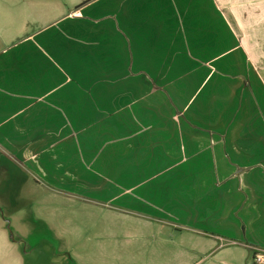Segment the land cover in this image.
<instances>
[{
  "label": "rangeland",
  "instance_id": "374dc122",
  "mask_svg": "<svg viewBox=\"0 0 264 264\" xmlns=\"http://www.w3.org/2000/svg\"><path fill=\"white\" fill-rule=\"evenodd\" d=\"M168 7L166 0H0V31L2 39L10 44L7 54L11 61V91L27 87L76 89L70 98L75 105L84 103L87 117L76 123L75 127L86 126L78 132L84 133L89 140L97 139L103 126L112 128L113 120L120 117L122 120L147 123L166 119L243 121V97L237 90H233L232 94L230 90L224 95H212L211 87L214 88L213 92L216 89L221 91L223 81L238 83L233 71L223 73L221 65L195 63L196 49L192 44L208 40L199 37L204 32L198 35L196 25H191V28L187 26L186 32H179L180 25L169 21L171 15L162 13L163 9L167 12ZM207 33L203 35L207 36ZM184 34L183 39L181 36ZM232 99L235 106H232ZM163 103L170 105V112L161 110ZM97 106L101 114L104 107L106 113L117 111L120 117L111 115L106 118L111 123L93 122L92 125L93 116L97 117ZM12 107L9 109L13 112H10L9 127L5 126L9 128L8 137L0 142V201L11 202L14 199L13 202L25 204L26 208L20 209L23 211L21 218L31 229L30 237L53 231V225L64 230L67 227L69 233L84 235L88 232L94 237L92 231L103 232L107 225L109 229L114 227L116 233L115 237L98 242L100 248L110 246L114 249L110 256L104 257L103 264H196L192 262L200 259L197 264H214L218 253L207 254L210 249L207 239L211 236L205 234H226L225 224H221L219 218L204 213L195 224L154 213L141 215L145 209L153 210L141 201L146 196L141 200L133 197L134 183L159 189L191 187L189 179H193L192 184L196 183V173L185 176L183 182V175L165 168L164 160L153 158L154 168L131 169L129 166L133 165V159L122 153L119 165H115L112 159H106L103 167L102 157L101 161L90 162L100 166L95 169L97 167L90 165L94 169L95 180L86 172V168L85 171L80 167L73 169L72 162L67 161V156L71 154L68 145L76 132L60 126L52 131L44 128L46 126L32 116L27 120L20 117L31 115L32 111L35 116L34 113L40 108L29 107L23 111ZM262 115L264 110L260 108L259 112L250 113L248 119H260ZM89 124L91 127L85 133ZM151 124L142 125L148 127ZM258 124H253L249 129H238V135L253 144H247L252 154L243 161L249 165L248 171L243 173L253 178L252 183H247L248 187L257 180L264 187V127H257ZM249 132L258 137L249 135ZM125 140H129L128 137ZM105 141L110 144L108 149L114 147L111 132L105 134ZM126 147H133V144L122 143V152L129 153L131 151ZM58 148L59 161L53 163L52 155ZM258 150H261V154H258ZM115 151L121 150H111L110 153ZM8 153L12 157H7ZM258 156L261 158L259 161L254 159ZM203 162L200 165L203 170L201 187H215L211 183L214 175L205 179L207 165L205 160ZM141 163L139 161L137 165ZM185 163L187 170H197L196 167L189 168L188 158H185ZM74 174H82L85 185L124 186L105 187L107 197L122 207L113 208L112 212H95L100 207L89 205L84 199L99 198V193L94 197L96 193L80 190L71 193L59 191L61 188L54 191L48 188L68 187L66 183ZM57 179L60 184L56 182ZM228 184L239 187L236 177L228 180ZM144 186L142 194L146 195ZM160 193L165 196L164 192ZM104 194L106 196V192ZM154 199L175 207V200ZM32 214L37 217L31 219ZM94 216L100 218L94 221L95 227L91 219ZM8 232L10 235L9 229ZM102 234L105 236L104 232ZM98 243L95 240L87 242L88 247H93L91 249L95 251ZM42 259L38 264L47 263ZM94 259L99 260L92 256L91 260Z\"/></svg>",
  "mask_w": 264,
  "mask_h": 264
},
{
  "label": "crops",
  "instance_id": "0c3cea01",
  "mask_svg": "<svg viewBox=\"0 0 264 264\" xmlns=\"http://www.w3.org/2000/svg\"><path fill=\"white\" fill-rule=\"evenodd\" d=\"M166 4L169 5L168 11L163 9L162 13L171 15L169 21L175 22V25H180L181 28L185 25L183 30L178 27L179 32H186L187 26L191 28V25L197 26L198 35L208 31L207 36L203 35L204 33L199 36L208 42L193 43L190 39V44L193 43L192 45L196 49L195 63L216 65L217 67L221 65L223 73L229 70L233 71L238 83L230 84L223 81L221 91L216 89L213 92V87L211 90L212 95H224L230 90V94H232L233 90H237L239 95L243 97L241 108L245 113L241 119L243 121L216 119L191 122V120L171 121L166 119L152 120L148 122L152 123L150 126L144 127L142 124H148L147 122L122 120L120 114H116L117 111L111 110L112 113H106L103 110L104 107L101 108L103 113L101 114L97 110L100 107L97 106L95 107L97 117L93 116L92 125L93 122L95 124L110 122L106 118L111 115L114 118L120 117V119L110 122L112 128L103 126L100 130V136L95 140H89L84 133L78 132L86 126L75 127L87 117L84 103L75 105L74 100L70 98L76 89L27 87L11 91L9 87L11 61L7 54L10 44L2 39L0 31V142L8 137L10 112L13 113L9 109L12 106L23 111L29 107L31 109L36 107L40 108L34 113L36 117L33 115V111L31 115L20 117L27 120L32 116L38 119L40 124H44L46 126L44 128L52 131L60 126L68 131L76 132L75 136L73 135L71 138L72 142H69L68 145L71 154L67 156V161L72 162L73 169L80 167L83 170L86 168V172L90 176L92 175L95 180L97 179L94 176V169L90 165L97 167V164L90 162L101 161V157L104 159L101 161L104 167L106 159H112L115 165H119L120 159L126 156L133 159V165L129 166L133 169L137 167L154 168L152 158L161 159L162 162L164 160L166 163L165 168L183 175L181 178L183 182L186 180L185 176L196 173V183L192 184L193 179H189L188 184L191 187H162L159 189L134 183L133 197L141 200L146 196V199L141 201L146 207L153 210L152 212L145 209L141 215L154 213L157 216H169L183 222L189 221V223L198 224V220L204 213L213 214L226 227V234H205L211 236L207 239L210 242V249L207 254L218 253L214 264H250L251 251L248 245L264 246V187H261L260 180H257L250 187L247 186V183L253 182V178L245 175L249 165L243 161L252 154L247 145L251 141H245L241 138L238 135V129H249L253 124L258 123L257 127H264V115L260 119H248L253 111L258 110L259 112L260 108L264 110V0H166ZM181 37L184 39L185 34ZM217 67H215L214 72ZM18 70L21 69L18 68ZM52 74L56 76L54 73ZM232 106H235L233 99ZM161 108V110L170 112V105L163 103ZM174 108L176 107L174 106ZM5 126L8 127L5 128ZM90 127L89 124L84 132L86 133ZM110 132L114 136L112 149H108L110 144L105 141V134ZM249 135L258 137L251 132ZM126 137L129 140H125ZM123 142L133 144V147L125 148H129L131 152H122ZM255 148H253L254 152L256 151ZM115 149L121 151L110 153L111 150ZM51 151L53 152V150ZM59 154L58 148L52 155L53 163L59 161ZM258 154H261V150H258ZM6 156L12 157L9 153ZM185 158H188L189 168L196 167L197 170H187ZM254 159L259 161L261 158L258 156ZM203 160L206 161L205 165H207L205 179L214 175L213 178H210L215 187H201L203 170L200 169V165ZM139 161H142L141 165H137ZM209 161H211L210 167H208ZM36 165L39 166L38 161H36ZM98 168L100 166L95 169ZM233 177H236L239 187H231L228 184V180ZM79 180L80 183H78ZM56 182L60 184L58 179ZM85 184V178L82 174H74L71 175L70 182L66 183L68 187L48 188L52 191L61 188L58 190L71 193L77 190L96 193L94 197L99 193V198L84 199L89 205L95 204L100 207L95 212H104L105 210L112 212L114 211L113 208L122 207L107 197L105 187L124 186ZM143 186L147 191L146 195L142 194L144 192ZM69 188L73 190H68ZM160 191L164 192L165 196ZM155 193L157 194L152 195ZM154 197H162L166 201L175 200L176 208L164 205V202L155 200ZM12 200L14 201V199ZM13 201H0V264H38L41 262V258L47 261L45 264H103L104 257H108L114 252L110 246L100 248L101 245L98 243L101 239L108 240L115 237L114 227L109 229L107 225L103 231L105 236L102 234L103 232H96L95 230L92 231L94 237L88 232L84 235L78 232L73 234L69 233L67 227L64 230L62 227L57 228V225H53V231L47 234L34 235L35 238L30 237L31 229L21 218L23 211L20 209H25L26 206ZM26 204H29L30 207V203L27 202ZM36 217L32 214L30 218ZM91 219H93L92 225L95 224L94 221L100 220L95 216ZM113 220L112 218L111 221ZM34 226L35 224L33 229H35ZM93 226L95 227V225ZM108 226L110 225L108 224ZM8 229L11 231L10 235ZM92 240L98 243L96 244L97 251L91 249L93 248L91 246L88 247L87 242ZM41 242L43 243L41 244ZM84 242L86 244H83ZM92 256L98 257L99 260H91ZM200 261L201 259L192 263L197 264Z\"/></svg>",
  "mask_w": 264,
  "mask_h": 264
},
{
  "label": "built area",
  "instance_id": "2783aa9c",
  "mask_svg": "<svg viewBox=\"0 0 264 264\" xmlns=\"http://www.w3.org/2000/svg\"><path fill=\"white\" fill-rule=\"evenodd\" d=\"M248 247L251 251L250 264H264V246L248 245Z\"/></svg>",
  "mask_w": 264,
  "mask_h": 264
}]
</instances>
